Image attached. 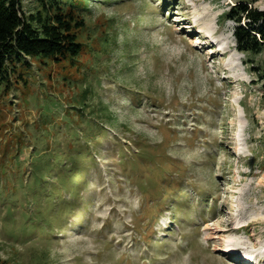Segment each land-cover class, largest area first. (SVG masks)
I'll list each match as a JSON object with an SVG mask.
<instances>
[{
  "label": "rangeland",
  "instance_id": "rangeland-1",
  "mask_svg": "<svg viewBox=\"0 0 264 264\" xmlns=\"http://www.w3.org/2000/svg\"><path fill=\"white\" fill-rule=\"evenodd\" d=\"M84 2L79 59L0 96V264H264V82L221 20L264 0Z\"/></svg>",
  "mask_w": 264,
  "mask_h": 264
},
{
  "label": "trees",
  "instance_id": "trees-1",
  "mask_svg": "<svg viewBox=\"0 0 264 264\" xmlns=\"http://www.w3.org/2000/svg\"><path fill=\"white\" fill-rule=\"evenodd\" d=\"M20 2L0 0V96H7L19 81L25 84L17 70L30 67L25 59L74 63L83 52L79 32L85 28L84 0H36L37 11L27 17ZM221 20L235 24V50L249 58L251 70L264 82V9L237 2ZM259 55H263L260 69L251 59Z\"/></svg>",
  "mask_w": 264,
  "mask_h": 264
},
{
  "label": "bare ground",
  "instance_id": "bare-ground-1",
  "mask_svg": "<svg viewBox=\"0 0 264 264\" xmlns=\"http://www.w3.org/2000/svg\"><path fill=\"white\" fill-rule=\"evenodd\" d=\"M200 29V28H199ZM197 33H201V30H199V31H197ZM239 57V56H238ZM242 222H237V224L236 225H239L240 227H242L240 224H241ZM239 227V228H240ZM228 238V240L227 241H231V240H233V238L231 237V236H227ZM226 249H229V248H226Z\"/></svg>",
  "mask_w": 264,
  "mask_h": 264
}]
</instances>
